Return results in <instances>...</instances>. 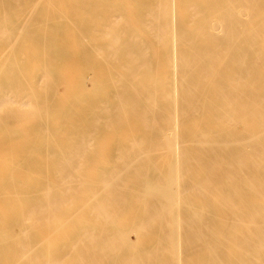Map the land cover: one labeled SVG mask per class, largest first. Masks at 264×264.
Returning <instances> with one entry per match:
<instances>
[{
  "label": "bare ground",
  "instance_id": "1",
  "mask_svg": "<svg viewBox=\"0 0 264 264\" xmlns=\"http://www.w3.org/2000/svg\"><path fill=\"white\" fill-rule=\"evenodd\" d=\"M0 6V264H264V0Z\"/></svg>",
  "mask_w": 264,
  "mask_h": 264
},
{
  "label": "rangeland",
  "instance_id": "2",
  "mask_svg": "<svg viewBox=\"0 0 264 264\" xmlns=\"http://www.w3.org/2000/svg\"><path fill=\"white\" fill-rule=\"evenodd\" d=\"M4 9H5V6H0V14H1V15H4V13L8 11V10L6 11L7 7H6L5 11H4ZM10 9H11V8H10ZM15 11H16V10H15ZM1 12H2V13H1ZM3 12H4V13H3ZM12 12H14V11H12ZM14 14H15V13H14ZM1 15H0V16H1ZM11 15H12V13H11ZM11 15H10V16H11ZM16 15H17V14L12 15L11 17L13 18V17H15ZM4 16H7V18H8V15H4ZM1 18L3 19V18H6V17H2V16H1ZM2 19H1V20H2ZM1 20H0V26H3V27H1V28H2V29L7 28V31H9V27L11 26V23L7 24L8 21L6 20V21H5V22H7L6 24L9 25L8 27H6L5 22L2 23ZM2 29H1V30H2ZM23 46H24V47H23L21 50H22V53H24V55L22 56V57L24 58V57L27 55V50H29V49H31V48H27V47L25 48V46H26V42H23ZM0 47H1V46H0ZM6 49H8V47H6V46H2V47L0 48L1 51H5ZM25 52H26V53H25ZM1 55H2V54H1ZM1 55H0V56H1ZM4 59L6 60V53H5V54L3 53V55L1 56V62H0V64H4V63H3V62L5 61Z\"/></svg>",
  "mask_w": 264,
  "mask_h": 264
}]
</instances>
